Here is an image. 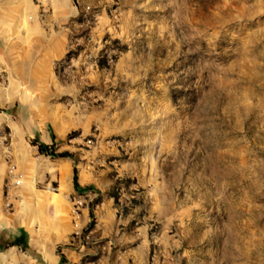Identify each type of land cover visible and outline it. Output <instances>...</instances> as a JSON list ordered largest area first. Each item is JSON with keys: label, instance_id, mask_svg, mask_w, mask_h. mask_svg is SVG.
Segmentation results:
<instances>
[{"label": "rangeland", "instance_id": "1", "mask_svg": "<svg viewBox=\"0 0 264 264\" xmlns=\"http://www.w3.org/2000/svg\"><path fill=\"white\" fill-rule=\"evenodd\" d=\"M0 50V89L21 85L0 244L23 226L81 264H264V0H0ZM50 130L74 160L31 145Z\"/></svg>", "mask_w": 264, "mask_h": 264}, {"label": "crops", "instance_id": "2", "mask_svg": "<svg viewBox=\"0 0 264 264\" xmlns=\"http://www.w3.org/2000/svg\"><path fill=\"white\" fill-rule=\"evenodd\" d=\"M64 2L65 1H63V3ZM20 94H21L20 83H17V81L12 80L10 82L9 89H4V90L0 89V104L16 102ZM13 118L15 117H13L12 114H9L8 116L5 115V118H0V128L6 127L10 129L12 132H15L16 129H18L19 127L17 125V122L14 121ZM36 135L40 138V140L43 143L51 144L52 141L49 134L45 136H41L39 132H37ZM88 218H91L89 215V207L82 205L80 219L74 225L75 227L78 228L79 231H75L74 232L75 234L79 233L86 226ZM1 231L2 230L0 229V232ZM22 231L28 233L27 228H24L23 226H19L16 228L14 232H12L10 237L13 236L18 237ZM58 241L60 240H58V238L55 239L53 235H51V237H46L43 240L41 238L40 239L37 238L35 234L34 236L30 234L29 238H27V245L30 249L36 252L34 257L26 255L17 246L8 247L4 251L8 253L10 256L12 255L18 256L19 262L16 261L15 264H58L60 261V254H63L66 259V262L64 264H81L86 256L93 257L95 253L93 249L86 248L85 246H79L71 242H67V243L63 242L62 245L64 246L60 247L58 251L56 249L59 243ZM140 247H141V251L139 250L134 251L133 254L136 257L141 258L143 260L145 257L143 250L144 246L140 245ZM40 260L43 261L44 263H40ZM100 264H128V263L124 259L118 260V256L116 254L109 253L107 256L104 257V259L101 261Z\"/></svg>", "mask_w": 264, "mask_h": 264}, {"label": "trees", "instance_id": "3", "mask_svg": "<svg viewBox=\"0 0 264 264\" xmlns=\"http://www.w3.org/2000/svg\"><path fill=\"white\" fill-rule=\"evenodd\" d=\"M1 51V50H0ZM12 105H17V102H14L13 104H9L8 106H5L4 108L0 107V113H7L12 114L13 117H16L15 113L11 111ZM50 138L52 143L51 144H45L42 141H40L38 138H34L31 141V145L36 147L37 152L40 155L48 156L51 159H71L74 160V155L68 151L63 152H56L55 149V136L53 132L50 130L49 132ZM72 187L75 192L82 194L84 192H88L93 189L92 186H81L78 180V172L76 167L74 166L72 169ZM89 215L90 217L93 216L92 212V206H89ZM1 240V235H0ZM11 246H17L19 249H21L23 252H27L32 255L31 250L29 249L27 245V233L21 232L18 237H10L8 240H6L3 244H0V250H5L8 247ZM66 262V259L63 254H60V261L58 264H64Z\"/></svg>", "mask_w": 264, "mask_h": 264}, {"label": "built area", "instance_id": "4", "mask_svg": "<svg viewBox=\"0 0 264 264\" xmlns=\"http://www.w3.org/2000/svg\"><path fill=\"white\" fill-rule=\"evenodd\" d=\"M13 176V175H12ZM19 181L18 180H14L12 185H18ZM75 238L79 241V242H84V243H88L90 241V236L89 234H76Z\"/></svg>", "mask_w": 264, "mask_h": 264}, {"label": "bare ground", "instance_id": "5", "mask_svg": "<svg viewBox=\"0 0 264 264\" xmlns=\"http://www.w3.org/2000/svg\"><path fill=\"white\" fill-rule=\"evenodd\" d=\"M26 208V207H25Z\"/></svg>", "mask_w": 264, "mask_h": 264}]
</instances>
